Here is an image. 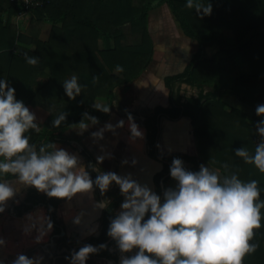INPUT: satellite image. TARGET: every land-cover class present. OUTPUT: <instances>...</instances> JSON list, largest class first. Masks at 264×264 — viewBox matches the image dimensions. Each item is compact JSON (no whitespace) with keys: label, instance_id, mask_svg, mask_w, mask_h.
<instances>
[{"label":"trees","instance_id":"obj_1","mask_svg":"<svg viewBox=\"0 0 264 264\" xmlns=\"http://www.w3.org/2000/svg\"><path fill=\"white\" fill-rule=\"evenodd\" d=\"M147 1L43 0L28 10V24L24 32H19L16 28L21 18L18 13L25 9L14 1L0 0V79H6L15 88L16 98H28L31 104L46 110L43 128L29 129L25 133L30 140L39 142V149L45 146L46 154L51 152L52 147L47 145H52L54 133H62L81 121H91L89 117L101 116L100 110L86 109L95 97H105L110 101L114 98L111 90L115 84L129 81L148 65L152 50L146 32ZM164 2L182 35L196 44L184 70L166 78L165 84L171 88L173 82H184L195 86L197 93L182 102L180 95L175 93V97H170L168 107H157L154 115L144 119L149 155L154 157L157 118L161 115L170 119L187 117L197 150L195 157H185L192 164L189 171L198 172L199 165L204 164L223 175L218 179L221 185L233 175L245 183L256 180L260 196L255 203L260 204L264 202V173L235 153L244 149L252 157L257 145L264 143V136L256 127L259 121L264 120V115L255 113L256 107L264 104V0H193L194 6L211 3V15H204L203 8L198 14L195 7H185L187 0ZM43 20H48L51 26L46 40L38 39L37 35L38 25ZM125 24H131L126 32L121 29ZM224 31L231 32L233 52L217 59L204 58L207 42L219 46L225 44ZM99 33L111 38V47H97ZM25 54L35 57L37 64H28ZM235 56L249 66L250 73L238 75L231 85L218 88L216 77L233 74ZM117 65L123 71L118 72ZM45 69L47 78L31 91L35 78ZM113 70L117 75L112 73ZM72 76H76L77 83L81 85V92L74 100L66 96L63 86L64 81ZM205 84H210L211 88L202 92ZM228 95L251 111L250 121L242 108L234 105L227 110L224 108L221 99ZM60 112H67V118L54 128L52 120ZM260 126L264 127V124ZM168 170L169 166L165 165L155 176L157 193V179ZM10 176L0 172V177ZM167 177H170L169 173ZM163 199L164 193L161 203ZM118 203L119 195L113 196L102 214L99 233L86 239L85 243L95 245L97 251L88 255L85 264H93L90 256L117 260L121 250L113 237L109 239L108 228L112 219L117 217L113 210ZM260 214L261 227L253 230L254 235L249 241L257 245L256 251L247 254L243 264H264V207L260 208ZM148 215L146 213L145 219ZM56 232L57 228L53 230ZM62 239L57 238V241ZM84 246L75 247L73 253ZM69 262L68 252H62L54 264Z\"/></svg>","mask_w":264,"mask_h":264},{"label":"clouds","instance_id":"obj_2","mask_svg":"<svg viewBox=\"0 0 264 264\" xmlns=\"http://www.w3.org/2000/svg\"><path fill=\"white\" fill-rule=\"evenodd\" d=\"M185 7H195L198 14L201 8L204 15L212 12L211 3L194 6L193 0H187ZM25 56L28 64H37L35 57ZM116 70L121 72L123 68L117 65ZM63 86L70 100L81 92L76 76L65 80ZM95 107L105 113L109 111L107 105ZM255 113L264 115V104H259ZM67 115L60 112L52 120V126L58 128ZM84 115L87 117V113ZM89 118L96 122L95 117ZM35 121V113L16 98L15 88L6 79H0V157L5 158L0 162V172L18 174L24 184L58 199L70 200L76 193L90 190L93 181L84 169L73 171L77 166L75 156L62 148L43 155L30 148L25 133L37 129ZM261 124L264 120L256 127L264 136ZM80 127L87 125L81 121ZM131 131L136 137L143 135L136 124L131 125ZM25 151L28 152L26 157L20 155ZM39 151L44 153L45 146ZM235 154L264 173V143L257 145L252 157L244 149ZM14 156L18 158L13 160ZM169 174L177 185L164 193L162 203L160 196L147 187L115 173H104L96 178L95 183L102 191L112 181L119 184L124 193L132 190L121 205L125 211L112 219L108 228V235L117 241L121 251L138 249L135 255L123 258L121 264H243V258L256 251L257 245L249 241L253 230L261 227L260 208L264 207V202L255 203L260 196L257 181L245 183L233 175L221 185L218 176L204 164L199 166L198 172L187 171L180 158L172 159ZM13 194L12 187L0 182V212L4 210L3 203ZM146 213L149 214L147 219ZM3 243L0 239V244ZM96 251L92 245H85L73 253V259L85 264L88 255ZM12 264H33V260L20 254Z\"/></svg>","mask_w":264,"mask_h":264},{"label":"crops","instance_id":"obj_3","mask_svg":"<svg viewBox=\"0 0 264 264\" xmlns=\"http://www.w3.org/2000/svg\"><path fill=\"white\" fill-rule=\"evenodd\" d=\"M24 16L27 18H23ZM29 17L30 13H25L20 21L17 22L16 28L19 32H24ZM155 18L157 24L165 27L167 25V29L176 27L175 29L178 32H175V37H182L181 40L193 42L192 39L182 35L177 25H175L166 3L161 6L159 12L157 11ZM150 19V14H146V32L151 43L152 57L156 51V46L151 33L153 28L149 25ZM130 26L131 24H125L121 29L126 32ZM50 27L48 20H43L39 23L37 28L38 39L46 40L50 33ZM111 45V38L99 33L97 47L106 49L111 47ZM174 49L175 53L181 55H176L175 58H179L176 64L164 69L148 68L149 66H146L129 81L115 84L111 90L114 98L110 101L105 97H95L86 109L90 110L93 108L102 111L95 105H107L109 111L107 113L102 111L101 116L96 118V122L92 120L83 121L88 125L85 129L80 130V123H78L64 130L61 134L70 133L74 129L70 138H64V136L58 140L55 137L52 142L54 147L51 148V152H54L57 149L56 145H59V149L62 148L77 158V166L73 171H79L83 167V156H88L87 152L89 149L96 166L102 172L115 173L122 179L128 178L141 187H147L152 192L151 177L159 172L161 163L153 158L150 162H146L147 167L144 168V172L138 166V161L146 158L144 119L154 115L155 108L168 107L169 99L175 97V93L180 95V102H182V96H188L183 93L182 89L187 86L190 87L184 82H173L171 88L165 84L166 78L179 74L184 70L190 56L194 53L186 52L184 46ZM47 72L45 69L37 75L31 85V91L45 81ZM112 73L117 75L115 70ZM193 89L197 93V89L194 86ZM133 96H135V100ZM129 97H132V99L127 101ZM17 99L23 101L35 113V123L38 126L36 130H41L43 128V120L47 115L46 110L31 104L28 98ZM157 115H155V118H157ZM139 116H142L143 119H140ZM164 118L165 116L162 115L157 118V123L162 125V130L157 139L158 145L157 147L154 146V154L159 157H166V155L169 156L176 153L182 160V165L186 166L188 161H186L185 157H195L197 155L191 122L188 128L182 119L172 120L170 121L171 123H168ZM132 124L137 125L138 130L143 134L142 137L133 135L131 131ZM43 154L46 153H40V155ZM0 182L7 183L13 188L14 192L13 196L3 203L4 210L0 212V239L4 241L3 244H0V264H12L20 254L32 259L33 264H54L55 256L56 258L60 256L65 243L64 239L60 242L54 239L56 242L55 250L48 245L53 233L50 219L51 211L54 209L52 203L56 198L49 197L46 193L24 184L18 175L0 177ZM117 185L120 203L114 208L113 213L119 215L122 211H125L121 205L131 195L132 190L124 193L121 191L120 185ZM87 192H78L72 197L75 199L76 208L72 207L71 198L70 200H57L58 206L55 209V216L59 222L67 223L71 220L72 228L70 231L80 233V237H84L83 241L89 236L97 234L96 223L90 227V222L99 214L96 202ZM67 219L69 220L66 221ZM86 234L91 235L86 236ZM123 258H128V252L121 251L116 261L101 257H90L93 264H121Z\"/></svg>","mask_w":264,"mask_h":264},{"label":"rangeland","instance_id":"obj_4","mask_svg":"<svg viewBox=\"0 0 264 264\" xmlns=\"http://www.w3.org/2000/svg\"><path fill=\"white\" fill-rule=\"evenodd\" d=\"M163 4H165L164 0H148L147 1V7H146V14H150V23L149 25L153 28L152 30V38L155 41V46H156V51L154 52L153 56L150 59V63H149V67L148 68H167L168 66H172L175 63V57H176V53L174 52V48L179 47V46H184V48L186 49V52L188 53H192L195 52V42L191 41V42H187L185 40H181L182 37H175V32H178L175 28L176 27H172L170 29V27L167 29V25L166 27L160 24H157L156 18L155 16H157V11L159 12V9L161 8V6H163ZM29 14L28 11L24 12L23 14ZM22 14V16H23ZM20 16V17H22ZM23 18H27L26 16H24ZM21 19V18H20ZM176 25V23H175ZM178 34V33H177ZM180 34V33H179ZM223 36H224V41L225 44L223 46H219L213 42H207L204 46V54L203 57L204 58H209V59H217L220 57H224L227 56L229 54H231V52H233V46H232V35L230 31H224L223 32ZM233 74H223V75H219L216 77L215 79V85L218 88H223L225 86H229L233 83L234 78L238 75H242V74H248L250 73V68L249 66L244 63L241 58L239 56H235L233 58ZM210 84H205L202 87V92H206L208 90H210ZM195 87V86H194ZM183 93L185 95L188 96H195L196 95V90L193 89V86H187L184 89H182ZM134 100H135V96H133ZM130 99H132V97H129L127 101H129ZM224 102V108L227 110L231 105L234 106H238L240 108L243 109V111L245 112V114L247 115V120L250 121L249 117L251 116V111L248 108H245L243 105H241L236 99L235 97L228 95V96H224L221 99ZM88 126V125H87ZM85 129V128H81L80 130ZM74 130V129H73ZM72 130V131H73ZM68 132V133H54V136L60 140L62 139V137L64 138H70L72 136L73 132ZM68 136V137H66ZM57 140V141H58ZM57 149L60 148V146L56 145ZM56 149V150H57ZM209 171L211 173H214L218 176V179H222L223 175H221L218 171L208 167ZM231 179V178H230ZM165 190H169V189H175L176 185H177V181H175L173 178H169L166 180L165 182ZM138 251L137 248H133L130 251H128V257H131L133 255L136 254V252ZM147 254V253H146Z\"/></svg>","mask_w":264,"mask_h":264},{"label":"flooded vegetation","instance_id":"obj_5","mask_svg":"<svg viewBox=\"0 0 264 264\" xmlns=\"http://www.w3.org/2000/svg\"><path fill=\"white\" fill-rule=\"evenodd\" d=\"M176 54H177V56H181L179 53H176ZM191 57H192V55L190 56L189 61L186 63V66L190 62ZM178 59L179 58H175V63L174 64H176V62L179 61ZM149 63H150V61H149ZM149 63H148L147 66H149ZM186 97H188V96H184L183 95L182 96V100L184 98H186ZM139 112H138V114H139ZM87 153H88L87 154L88 155L87 157L85 155L83 156V162L84 163H83V167L82 168L87 173L88 177L93 181L92 188L90 190H88L87 193L91 195L92 199L96 202L98 208H99V203L101 201H103V203H104L103 207L100 208L99 217L97 219H94L93 221L90 222V224H91L90 227H92L93 224L96 223V226L95 227H96V231H97V234H98L99 233L100 221H101L102 214H103L106 206L113 199V196L118 195V189L119 188H118V185H117V183L115 181L110 182V184L108 185L107 189H105L103 191L98 187V185L95 183V180H96V178L98 176L103 175L104 172H102V170H100L96 166V164H95V162L93 160L92 154L89 151V149H88V152ZM146 155H149L147 142H146ZM176 156H177V154L174 153V154H171V155L166 156V157H161V162H160L161 163V168H160L159 172L161 170H163V168H164L165 165L170 166L171 161H172V158H174ZM169 158H171V159L169 160ZM186 163H187V165L186 166H183V167H184L185 170L189 171V169L192 166V164L189 163V162H186ZM138 166L140 168H142V169L145 168L146 167V160H140V161H138ZM168 173H169V170H168L167 173H164L160 177H158V179H157V182L159 183V192L158 193H157V184H156V180H155L156 174H154L151 177L152 193H155L156 195L160 196V198L162 197V194L166 192L165 185H164L165 182H166V180L169 179V178H171V177H167V174ZM163 179H165L164 182H162ZM119 203H120V197H119ZM71 205H72L73 208H76L77 207L76 204H75V199H73V198H72V201H71ZM57 206H58V204L56 203L55 206H54V209L51 211V217H50V219H51V227H52V230H54L55 228H57V232H58V228H62L64 230L65 233H64L63 239L65 240V243H64V247L62 249V252H68V257H69V250H70L71 247L68 250H66V248H68V246H72V245L77 244L79 241H76L74 239L76 237L81 236V234L80 233H73L72 231H70V229L72 228L71 220L68 221L69 219H67L66 220V221H68L67 223H61V222H59V220L55 216V209H56ZM116 216H118V215H116ZM53 234H55V233H52V235ZM91 236H93V235H91ZM57 238H60V237H53L52 240L54 241V239H57ZM85 241L86 240H84V242ZM55 246H56V242H55ZM92 257H94V256H92ZM55 259H56V256H55ZM66 264H72V263L69 262V263H66Z\"/></svg>","mask_w":264,"mask_h":264},{"label":"water","instance_id":"obj_6","mask_svg":"<svg viewBox=\"0 0 264 264\" xmlns=\"http://www.w3.org/2000/svg\"><path fill=\"white\" fill-rule=\"evenodd\" d=\"M139 118L140 119H143V117L142 116H139ZM165 120H167L168 121V123L170 122V121H172V120H177V119H182V120H184L185 121V123L187 124V126H188V128L190 127V120L187 118V117H184V116H180V117H178V118H175V119H170V118H167V117H165L164 118ZM171 123V122H170ZM162 130V125L161 124H159V123H157V127H156V138H155V146L157 147V145H158V136H159V133H160V131ZM167 156V155H166ZM153 158H155L158 162H161V157H159V156H156L155 154H154V157H151L150 155H146V158H145V160H146V162L148 163V162H150ZM147 167V166H146ZM141 170L144 172L145 170H144V168L142 169L141 168ZM103 205H104V203H103V201H101L100 203H99V213H100V208L101 207H103ZM99 217V214H98V216L95 218V219H97ZM64 230L62 229V228H58V232L57 233H55V234H53L52 236H51V238H50V241L48 242V245L53 249V250H55V248H56V246H55V242L52 240V238L53 237H63L64 236ZM73 235V234H72ZM89 235H91V234H86V236H89ZM83 238L84 237H76L74 240H76V241H79L77 244H75V245H72L71 246V248H70V250H69V259L71 260V263L72 264H79V261H75L74 259H73V250H74V248L75 247H77V246H79V245H89V244H87V243H85L84 241H83ZM112 237H110L109 239H111ZM108 239V240H109ZM108 240L107 241H105L103 244H105V243H107L108 242ZM93 247H96L95 245H92Z\"/></svg>","mask_w":264,"mask_h":264},{"label":"built area","instance_id":"obj_7","mask_svg":"<svg viewBox=\"0 0 264 264\" xmlns=\"http://www.w3.org/2000/svg\"><path fill=\"white\" fill-rule=\"evenodd\" d=\"M10 1H14L16 3H19V5L25 9V11L18 13V16H22V14L26 11H28L30 8L40 5L43 0H10ZM29 145L30 148H32L34 151L37 152L38 155H40V151H39V142L37 141H32L29 139ZM20 155H24L25 157L28 155V152L25 151L24 153L20 154ZM18 157L14 156L12 157V159H17ZM5 158L1 157L0 162H4ZM8 174L10 175H18V174H13L11 172H9Z\"/></svg>","mask_w":264,"mask_h":264}]
</instances>
